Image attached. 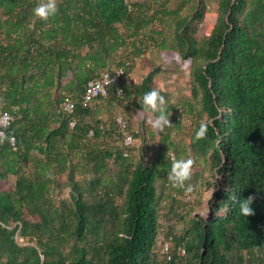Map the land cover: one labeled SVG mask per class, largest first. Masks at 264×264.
Masks as SVG:
<instances>
[{
    "label": "trees",
    "instance_id": "obj_1",
    "mask_svg": "<svg viewBox=\"0 0 264 264\" xmlns=\"http://www.w3.org/2000/svg\"><path fill=\"white\" fill-rule=\"evenodd\" d=\"M217 2L213 29L200 34L195 22L207 0L192 10L159 0H56L47 19L34 13L40 0H0V115H13L0 142V264H264V0ZM156 22L173 25V37ZM152 47L164 62L190 67L188 104L202 109L190 139L192 171L203 161L204 170L221 175L211 218L193 217L190 230L175 221L161 227V202L174 198L159 188L172 151L146 163L124 155L113 111L126 97L153 113L141 101L153 88L166 96L154 78L160 67L134 87L123 79V97L109 85L106 95L83 101L91 79L121 66L128 72ZM67 95L77 101L72 114L63 107ZM174 107L168 104L169 114ZM201 120L211 123L196 140ZM78 172L94 176L93 200ZM248 196L254 213L246 217L238 201ZM162 233L160 242H172L171 259L159 250Z\"/></svg>",
    "mask_w": 264,
    "mask_h": 264
},
{
    "label": "rangeland",
    "instance_id": "obj_2",
    "mask_svg": "<svg viewBox=\"0 0 264 264\" xmlns=\"http://www.w3.org/2000/svg\"><path fill=\"white\" fill-rule=\"evenodd\" d=\"M134 1V0H129ZM196 0H190V2L185 3L183 0H159V3L166 4L168 6H179L182 5L186 10H192V6L195 4ZM153 3V1H152ZM158 6L156 3L153 4ZM218 15V2L217 0H207V9L205 17L195 22V28L200 34L209 33L216 22ZM155 26L158 28H165L167 34L173 37L174 26L172 25H161L156 22ZM146 57V60L143 58ZM150 60V61H148ZM165 66L164 72H158L155 74L154 78L156 83L163 89L166 87V98L168 99V104L174 105V109L171 111L170 121L172 125L170 127H165L164 129H159L154 127V121L156 119L155 115L151 112L142 111L136 107L132 100L129 104H126L125 100L118 102L113 109L116 116H127L129 119L130 131L135 134L136 143L132 150L131 158L135 162L142 161L144 163L151 162L153 159L157 158L162 150L173 151L178 154V158H192L195 159V151L191 146V133L195 127V124L202 115V109L199 103L190 106L188 102L193 101L191 95V75L189 73L190 67H184L179 63H166L163 61L159 51L152 47L146 52L142 57L138 58L133 67L127 72L126 78H124V85L126 87H134L135 85L142 82L143 78L154 69L156 66ZM164 84V85H163ZM104 103H101L103 105ZM104 116L107 117L108 108L103 107ZM180 113L182 121H178L177 113ZM179 116V115H178ZM177 118V119H176ZM179 122V123H178ZM169 135L168 142H165L166 135ZM120 143V142H119ZM179 152V153H178ZM202 161V160H201ZM204 162L197 164L196 172L192 171L194 176H191L188 181L185 182L184 187H171L172 183L168 182L167 177H161L159 181V188L163 193H167L169 190L173 192L174 198L171 199L167 197L161 202L160 206V219L161 227L166 230L169 227V222H181L185 226L186 230L192 228L191 219L193 217L202 216L206 220L211 218V206L209 204V199L206 197L205 193L209 190L216 191V178L221 175L204 170ZM193 170V169H192ZM204 170V172H202ZM115 171L112 164H110V170L108 174H113ZM170 170L166 169V174ZM164 175V174H163ZM76 178L81 182L85 196L88 200H93L96 197V188L91 184V180L94 176L90 173H80L78 172ZM63 184L66 186L68 181L66 176L62 178ZM191 186L192 191H186L187 187ZM70 187H68L67 194L69 193ZM191 193V199L194 202L189 203L185 199V195ZM213 196V195H212ZM211 196V197H212ZM123 199L119 197L118 203H122ZM193 204V205H192ZM189 211L190 213H187ZM164 233L160 235V240L163 239ZM18 241L20 244H34L29 237H19ZM188 255V253H187ZM186 255V257H187Z\"/></svg>",
    "mask_w": 264,
    "mask_h": 264
},
{
    "label": "clouds",
    "instance_id": "obj_3",
    "mask_svg": "<svg viewBox=\"0 0 264 264\" xmlns=\"http://www.w3.org/2000/svg\"><path fill=\"white\" fill-rule=\"evenodd\" d=\"M57 12L56 0H40V3L34 8L35 15L47 19L49 16L55 15ZM142 106L146 110L156 113L154 127L164 129L172 125L170 115L167 110L168 99L162 90L153 88L143 94L141 101ZM211 121L201 120L199 127L194 132L196 140L204 139L207 136L209 125ZM195 161L188 157L173 158L171 162V169L168 173V179L174 187H184L185 182L188 181L192 174V168ZM186 191H192V187L188 186ZM214 190H209L205 193L206 197L211 198ZM254 197L248 196L247 198L238 201V210L240 215L248 217L254 213L252 207Z\"/></svg>",
    "mask_w": 264,
    "mask_h": 264
},
{
    "label": "built area",
    "instance_id": "obj_4",
    "mask_svg": "<svg viewBox=\"0 0 264 264\" xmlns=\"http://www.w3.org/2000/svg\"><path fill=\"white\" fill-rule=\"evenodd\" d=\"M127 76L126 69L121 66L115 72L110 70H104L100 77L91 79L88 82L86 92L83 96L84 102H89L93 98L99 95H106L108 92V86L114 85L117 88V94L121 97L124 96L125 90L123 88V79ZM77 101L73 100L69 95H67L63 100L64 110L68 113L72 114L75 112ZM182 112V111H180ZM178 119H181V116H178ZM13 120V115L9 111H4L0 115V142L4 140L5 131L4 127L9 125ZM118 122L121 124L122 129L124 130L123 144L126 147L124 150V155L128 156L132 152V148L135 146L136 138L135 135L128 131L127 129V121L124 116L118 117ZM77 119L73 117L70 120V126L73 127L76 125ZM91 134H93V130H91ZM12 142H15V138L12 137ZM171 159L176 158L175 152H170ZM183 227L180 226L179 230H182ZM159 250L162 252L163 257H167L171 259L173 257L172 254V242L170 239L163 240L160 242ZM181 255H186L187 250L185 247H182L179 251Z\"/></svg>",
    "mask_w": 264,
    "mask_h": 264
},
{
    "label": "crops",
    "instance_id": "obj_5",
    "mask_svg": "<svg viewBox=\"0 0 264 264\" xmlns=\"http://www.w3.org/2000/svg\"><path fill=\"white\" fill-rule=\"evenodd\" d=\"M156 67H159L158 64H157ZM164 69H165V66L162 65V66L160 67V70H159L158 72H159V73H160V72H164ZM158 72H157V73H158ZM189 73H190V69H189ZM163 85H164V84H163ZM163 90H164V91L166 90V87H165V86H163Z\"/></svg>",
    "mask_w": 264,
    "mask_h": 264
},
{
    "label": "water",
    "instance_id": "obj_6",
    "mask_svg": "<svg viewBox=\"0 0 264 264\" xmlns=\"http://www.w3.org/2000/svg\"><path fill=\"white\" fill-rule=\"evenodd\" d=\"M213 213L212 209H211V214Z\"/></svg>",
    "mask_w": 264,
    "mask_h": 264
}]
</instances>
